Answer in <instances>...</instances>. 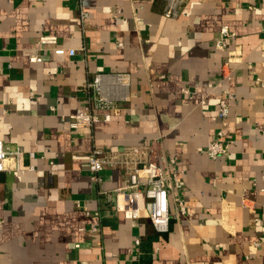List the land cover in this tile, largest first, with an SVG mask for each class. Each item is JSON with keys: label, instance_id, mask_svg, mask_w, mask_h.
I'll return each mask as SVG.
<instances>
[{"label": "crops", "instance_id": "crops-1", "mask_svg": "<svg viewBox=\"0 0 264 264\" xmlns=\"http://www.w3.org/2000/svg\"><path fill=\"white\" fill-rule=\"evenodd\" d=\"M168 1L0 0V140L36 167L0 174V264H264V3L184 0L166 19ZM223 26L235 37L218 51ZM42 36L76 56L30 63ZM98 74L127 76L128 99L111 122L76 132L81 88ZM226 89L235 100L221 121ZM219 130L234 145L211 160ZM152 142L175 160L188 208L167 234L107 201L122 171L93 181L89 170L96 147L117 155Z\"/></svg>", "mask_w": 264, "mask_h": 264}, {"label": "built area", "instance_id": "built-area-1", "mask_svg": "<svg viewBox=\"0 0 264 264\" xmlns=\"http://www.w3.org/2000/svg\"><path fill=\"white\" fill-rule=\"evenodd\" d=\"M184 0H169L165 12L166 19L176 18ZM264 3V0H261ZM89 19V13L81 11L80 22L84 25ZM235 37L228 26L220 30L216 40L218 51H226L229 42ZM47 51L55 56H76L75 50L65 49L56 36H42L36 42L29 62L41 64L44 61L42 52ZM231 61L225 62L228 74L225 80H232L234 71ZM1 71V68H0ZM264 87V83H262ZM85 95V104L76 114L70 117V127L74 131L92 128L95 124L111 122L112 113L117 102L128 99L129 78L125 75L98 74L87 81L81 88ZM235 95L226 89L224 99L220 102L218 117L225 121L230 115L231 103ZM232 140H227L223 130H219L214 139L209 142L206 155L211 160L228 157ZM34 154L27 155L22 147L13 148L0 140V174H19L27 176L36 172V167L30 163ZM89 170L93 181H99V174L105 169H115L123 172L124 184L105 197L113 203L117 212L128 220L147 219L157 233L167 234L172 220L179 221L188 215L187 205L176 198V190L181 186V172L174 169L175 160H167L159 149L158 143H146L143 146L126 150L121 154L109 153L105 148L96 147L89 158ZM2 221H0V228ZM140 246V241L136 242Z\"/></svg>", "mask_w": 264, "mask_h": 264}]
</instances>
